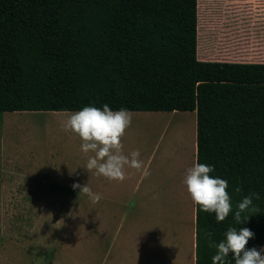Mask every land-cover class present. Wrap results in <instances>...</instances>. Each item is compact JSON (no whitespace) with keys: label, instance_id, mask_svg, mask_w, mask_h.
<instances>
[{"label":"trees","instance_id":"1","mask_svg":"<svg viewBox=\"0 0 264 264\" xmlns=\"http://www.w3.org/2000/svg\"><path fill=\"white\" fill-rule=\"evenodd\" d=\"M196 39L197 0H0V113L195 112V163L233 209L218 223L195 207V264H212L229 227L264 248V63L200 61ZM250 192L260 214L238 225Z\"/></svg>","mask_w":264,"mask_h":264},{"label":"rangeland","instance_id":"2","mask_svg":"<svg viewBox=\"0 0 264 264\" xmlns=\"http://www.w3.org/2000/svg\"><path fill=\"white\" fill-rule=\"evenodd\" d=\"M196 41L200 61L264 60V0H197ZM56 118L48 113H0V264H101V248L110 244L111 227L121 216L116 237L121 248L140 247L147 236L159 241L183 228L180 212L187 201L184 180L193 167L195 112L149 117L131 122L126 130L124 153L139 150L143 162L152 155L143 183L147 196L140 206L39 204L54 201L44 198L59 196L66 184L51 183L55 177L40 162L55 147L52 136L65 134L52 130L54 124L48 121ZM166 156L169 165H163ZM130 169L135 175L140 172Z\"/></svg>","mask_w":264,"mask_h":264},{"label":"crops","instance_id":"3","mask_svg":"<svg viewBox=\"0 0 264 264\" xmlns=\"http://www.w3.org/2000/svg\"><path fill=\"white\" fill-rule=\"evenodd\" d=\"M264 44V43H263ZM251 45L246 44V51L250 50ZM264 54V47H263ZM232 62V61H229ZM233 62H253L264 63L261 61H233ZM78 111L65 112H32V113H48L49 115L58 116L56 119H51L49 123L54 124L52 130L61 133L63 136H52V144L54 149L44 153L40 159L41 164L44 163L47 174L55 177V182L60 184L62 181L66 184L62 186L61 194L55 198H44L54 200L49 202H39V204H48L56 206H73V205H100L101 206H126V205H143V200L146 199L147 193L143 185L146 179L147 164L152 161V155L144 157L143 167L138 175L132 172L130 168L125 167V179L123 181H110L103 176H97L94 172L86 170V163L92 153L85 154L81 150L82 141L71 131L65 132L61 129V122L66 121L69 116ZM132 115V122L147 121V118L162 117L165 113L171 112H149V111H130ZM5 113V112H4ZM11 113V112H7ZM196 129V119L195 128ZM193 129V166L195 164L196 154V131ZM124 153V152H123ZM130 155V153H124ZM156 154V151H155ZM43 159H46L43 161ZM38 163L34 166L36 167ZM163 165H168L164 164ZM65 177L62 179V176ZM91 181H97L98 185L95 187L88 186L93 193L101 195L102 199L93 204L89 198L84 194H79V189L75 191L72 188L74 183H79L82 186ZM52 190V189H46ZM54 191V190H52ZM187 194V201L184 209L180 212L183 228L167 238H159L155 241L151 236H147L145 242L140 247H130L127 245L121 248L116 244V237L120 230L121 222L124 216L116 220V224L111 227L112 235L110 244L101 248V264H195V207L191 201V197L185 188ZM154 195H156L154 193ZM159 195V194H158ZM160 196V195H159ZM59 197L61 201L59 200ZM65 197V202L62 198ZM36 199V198H35ZM89 200V202H85ZM182 231V232H181ZM104 232V231H103ZM106 238V234L103 235ZM110 238V235L108 236ZM149 243V244H148Z\"/></svg>","mask_w":264,"mask_h":264},{"label":"clouds","instance_id":"4","mask_svg":"<svg viewBox=\"0 0 264 264\" xmlns=\"http://www.w3.org/2000/svg\"><path fill=\"white\" fill-rule=\"evenodd\" d=\"M132 113L122 108L113 111L107 104L103 109L97 107H84L82 110L69 116L66 121L61 122V129L65 132H73L81 141V150L85 154L92 153L87 163L86 170L94 172L97 176H103L110 181H123L125 177V167H130L140 171L143 161L139 159V150L132 151L130 155L123 153L122 138L132 122ZM214 171L213 166L195 163L187 170L184 180L187 192L191 197L194 207L205 213H215L216 222H223L232 209V202L227 191L228 182L224 179L214 178L210 175ZM73 190L79 189V194L86 195L91 203H98L102 197L98 193H93L86 185L74 183ZM237 193L241 191L239 187L235 189ZM153 196V199H157ZM260 200V194L250 192L236 206L234 214L235 221L247 223L251 216L260 214V208L254 205V201ZM248 212L249 215L242 218V214ZM210 239L211 233L206 234ZM226 240L221 241L217 247V253L212 257V264H229V254L235 264H264V248L247 249L249 239L254 237V233L243 228L237 233L236 227H229L225 233ZM210 246H214L210 244Z\"/></svg>","mask_w":264,"mask_h":264},{"label":"bare ground","instance_id":"5","mask_svg":"<svg viewBox=\"0 0 264 264\" xmlns=\"http://www.w3.org/2000/svg\"><path fill=\"white\" fill-rule=\"evenodd\" d=\"M16 118H17V117H16ZM16 118H15V119H16ZM149 121H150V120H149ZM155 123H156V121H155ZM161 123H163V122H161ZM166 123H167V122H166ZM26 124H27V123H26ZM156 124H157V123H156ZM168 124H169V123H168ZM6 125H7V124H6ZM165 125H166V124H165ZM160 126H161V125H160ZM182 134H183V133H182ZM183 135H184V134H183ZM173 136H174V135H173ZM187 145H188V144H187ZM160 157H161V156H160ZM163 157H164V156H163ZM173 157H174V156H173ZM164 160H165V161H162L164 164H168V165L170 164V156H169V157L166 156V157L164 158ZM173 161H174V160H173ZM173 161H172V162H173ZM180 165H181V164H180ZM184 165L186 166V163H185V162H184Z\"/></svg>","mask_w":264,"mask_h":264}]
</instances>
